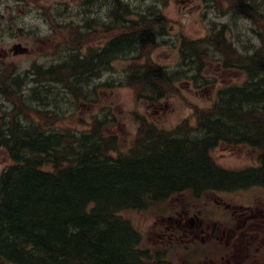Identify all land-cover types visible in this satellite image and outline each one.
<instances>
[{
  "label": "trees",
  "instance_id": "obj_1",
  "mask_svg": "<svg viewBox=\"0 0 264 264\" xmlns=\"http://www.w3.org/2000/svg\"><path fill=\"white\" fill-rule=\"evenodd\" d=\"M237 3L236 14L258 26L261 47L240 54L225 40V28L210 44L224 53V67L245 74L244 84L220 89L217 101L197 113L195 126L185 121L167 131L144 125L127 152L105 133L109 117L95 119L90 132H77L54 126L62 121L56 110L45 111L53 113L46 116V126L28 120L31 113L24 111H29L25 109L31 99L50 106L59 99L55 89L60 86L77 103H92L105 85L92 82L105 71L99 66L115 59L120 50L156 46L153 26L114 38L92 58L76 56L67 64L32 69L26 75L35 77L34 89L27 88L26 79L6 75L15 72L4 73L0 100L13 109L1 117L0 148L12 165L0 175V264H169L170 256L147 246L142 232L123 214L157 211L162 216L184 204L171 200L175 195L233 188L232 175L211 156L221 143L251 145L264 156V4ZM197 45L191 56L197 69L192 71L194 78H203L205 56L194 49ZM187 46L191 42L183 41V52ZM154 68L132 78L142 82L152 98H164L169 95L165 87L182 76ZM142 95L138 93V99Z\"/></svg>",
  "mask_w": 264,
  "mask_h": 264
},
{
  "label": "rangeland",
  "instance_id": "obj_2",
  "mask_svg": "<svg viewBox=\"0 0 264 264\" xmlns=\"http://www.w3.org/2000/svg\"><path fill=\"white\" fill-rule=\"evenodd\" d=\"M51 1L54 0H45L42 5L46 7ZM208 1L211 4V9L205 0H133V4L130 3L131 0H126L120 10H116L115 13H112L111 10L109 16L107 15L108 8L103 12L100 11V8L98 12L97 10L93 11L92 17L88 14V8H86V13L78 10V14L74 15L76 18L74 26L66 27L58 21L50 24L44 17L49 18L50 15L48 13L43 15L41 7L25 5L23 0H12L7 4L10 9L0 6V65L2 66L1 62H5L2 66L4 69H17V73L14 75L21 74L24 78L25 73L36 64L64 63L68 56L77 52L74 51L75 49L81 54L88 55L91 52L93 54L102 52L115 37L124 31L130 32L129 28L138 30L140 27H144L140 26V23L147 24L149 22L156 25L157 28L160 25L166 27L167 36L161 39L155 47H145L136 53L132 49H128L129 51L123 49V52L119 49L120 52L116 54L115 59L100 67L105 69L102 79L96 80L93 84L105 85L103 89L97 91L94 97L95 101L92 103L86 104L79 101L77 105L76 100L67 92L68 89L64 90L60 86L55 89L56 94H60V97L56 101H51L50 106L46 101L39 104L31 99L25 109L29 111H24L25 114L31 113V116L27 115L28 120L46 126L48 125L46 116H53V113L48 112L49 115L47 113L46 115L45 111L56 110L62 121L55 122L54 126L77 132L91 131L96 118H102L99 121H103L109 117L112 122L107 123L105 133L110 136L113 134L117 138L119 149L127 152L132 148L134 141L139 136V130L144 125L152 124L159 130L167 131L175 129L185 121L189 122L191 126H195L198 118L197 113L210 108L215 103L217 92L221 87L243 83L244 73L236 67H224L222 58L216 55H209L204 59L203 78L193 77V58L190 54H187L186 64L182 65L180 52L183 41L197 42L205 37L210 27L208 24L212 22L217 26V34L221 33L222 26H229L224 31L225 40L232 43L239 53H245L248 47L250 50L261 47L259 37L252 31L258 27L256 23L251 19L238 17L233 11L238 0ZM257 1L258 4L264 3V0ZM128 8L129 10H127ZM261 9V13L264 14V6ZM70 11L72 12V10ZM70 14L66 17H71ZM10 16H12V21H10ZM260 19L264 20V18ZM130 22H135V24ZM11 27L13 37L5 35L6 32H10ZM143 30L145 28L141 32ZM16 43L28 46L29 53L15 54L12 47ZM204 48L206 46L200 49ZM157 66L172 73L180 71L179 77L182 76L174 82L173 86L169 83L165 87L169 95L164 98H156L155 95L152 98L150 90H146L145 85L138 79L132 78L136 72H141L149 67L157 68ZM128 75L131 77L128 78ZM34 79V76H29L26 79L29 89L37 87ZM43 85L45 86V84ZM63 85L65 88L68 87ZM138 93L143 94L139 99ZM34 99L36 100V98ZM1 108L0 104V112H2ZM12 109V106H6V111H12ZM36 111L39 113L43 111V114H38ZM49 123L51 124V122ZM54 126L51 125V127ZM261 154L260 149L249 145L220 144L212 151L211 156L217 165L234 170L252 165L257 166ZM10 165H12L11 157L0 148V175ZM232 175L233 178L230 179L229 184L233 188L242 186L247 188L253 184L264 182V169L262 168L259 170L246 169L242 173L232 172ZM260 187L227 193L205 192L201 197L203 199L202 206L198 204V201L196 202L197 198L192 193H183L178 200L187 201L197 207L192 208L191 212L211 208L213 210H209V215L222 216L220 218L206 217V223L217 220L230 224V216L227 213L231 215V211L227 212L223 203L229 202L232 207L248 204L249 198L257 194H264V185ZM171 200L177 201L175 197ZM182 211L183 208L181 213ZM224 211L225 215H223ZM174 212L180 213L177 209H171L162 216L157 215V211L156 213L153 211L128 212L124 218L131 220L142 232L143 240L147 246L156 249L155 252H164L170 256L169 264H188L185 263L187 257L185 239L176 240L173 238V243L170 242V239L165 243L164 236L168 235V233L165 234V227L175 225L174 218L178 217ZM169 217L173 219L171 220L173 222L168 220ZM157 230H160V234ZM216 243H218L216 239L205 243L199 241L197 247H200L205 254H213L212 248L218 247L214 245Z\"/></svg>",
  "mask_w": 264,
  "mask_h": 264
},
{
  "label": "flooded vegetation",
  "instance_id": "obj_3",
  "mask_svg": "<svg viewBox=\"0 0 264 264\" xmlns=\"http://www.w3.org/2000/svg\"><path fill=\"white\" fill-rule=\"evenodd\" d=\"M11 1L0 0V6H6L7 9H10L7 4ZM23 1L25 5H32L35 8L41 7L43 15L47 13L50 15L49 18L44 16L50 24L58 21L66 27L74 26L76 19L74 15L78 14V10L86 13V8H88V14L92 17L93 11L97 10L98 12L100 8V11L103 12L108 8L109 13L107 15L109 16L111 10L112 13H115L125 3L121 0H117L118 3L114 2L115 0H54L44 7L42 3L45 0ZM130 3L133 4V0ZM69 14L71 17H66ZM10 21H12V16H10ZM5 35L14 36L12 27L10 32H6ZM1 64L4 66L5 62H1ZM247 203L234 207L229 202L223 203L224 209L227 212L231 211V215L227 213L230 216V224L217 220L206 223L205 218L208 213L204 209H200L199 212H191L190 208L183 210L174 219L175 225L165 227V234L168 233L170 242L173 238L176 240L185 239L187 252L185 263L188 264H241L242 262L243 264H264V194H257L249 198ZM223 215H225V211ZM215 217L220 218L222 216ZM157 232L159 233L160 230ZM211 239L218 240V243L214 244L218 247L212 248L213 254H205L200 247H197V243L199 241L202 243L210 242Z\"/></svg>",
  "mask_w": 264,
  "mask_h": 264
},
{
  "label": "water",
  "instance_id": "obj_4",
  "mask_svg": "<svg viewBox=\"0 0 264 264\" xmlns=\"http://www.w3.org/2000/svg\"><path fill=\"white\" fill-rule=\"evenodd\" d=\"M25 51H26V50L21 49V46H17V47L15 48V53H18V52L23 53V52H25Z\"/></svg>",
  "mask_w": 264,
  "mask_h": 264
}]
</instances>
